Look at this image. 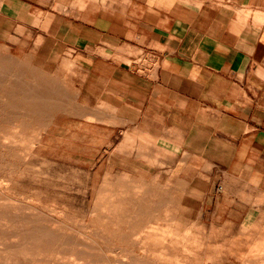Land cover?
Instances as JSON below:
<instances>
[{
    "label": "crops",
    "instance_id": "crops-1",
    "mask_svg": "<svg viewBox=\"0 0 264 264\" xmlns=\"http://www.w3.org/2000/svg\"><path fill=\"white\" fill-rule=\"evenodd\" d=\"M11 24L61 75L48 128L80 157L264 195V0H0Z\"/></svg>",
    "mask_w": 264,
    "mask_h": 264
},
{
    "label": "rangeland",
    "instance_id": "rangeland-1",
    "mask_svg": "<svg viewBox=\"0 0 264 264\" xmlns=\"http://www.w3.org/2000/svg\"><path fill=\"white\" fill-rule=\"evenodd\" d=\"M21 14V20H27L23 22L39 21L38 17ZM29 17L32 19L28 20ZM14 22L16 26L20 20ZM8 28V36L0 39V254L4 253L9 260L6 258V262L2 255L0 264H245V260L246 264L264 263V235L260 237L264 234L263 194L233 190L237 197L227 198L223 191L214 189L219 177L214 176L210 190L205 191V183L195 186L174 181L173 176L159 175L156 167L116 168L109 161L108 152L96 159L80 157L83 153L62 142L60 132L51 135L48 128L60 108L61 75L50 65L47 69L37 65L31 56L32 47L18 45L9 35H21L19 42L23 43L29 31H14L13 24ZM6 247L11 249L5 251Z\"/></svg>",
    "mask_w": 264,
    "mask_h": 264
},
{
    "label": "bare ground",
    "instance_id": "bare-ground-1",
    "mask_svg": "<svg viewBox=\"0 0 264 264\" xmlns=\"http://www.w3.org/2000/svg\"><path fill=\"white\" fill-rule=\"evenodd\" d=\"M3 94H4V93H3ZM8 94H9V93H8ZM9 97H12V96H9ZM3 100H5V99H3ZM13 129H14V128H13ZM17 130H18V128H17ZM15 132H16V131H15ZM34 132H35V131H34ZM34 134H35V133H34ZM10 135H11V134H10ZM9 137H11V136H9ZM9 137H8V138H9ZM29 138H30V137H29ZM29 138H28V139H29ZM11 139H12V138H11ZM14 139H16V137H14ZM3 141H5V140H3ZM11 141H12V140H11ZM16 141H17V139H16ZM22 141H23V140H22ZM22 141H21V142H22ZM25 141H26V140H25ZM28 141H29V140H28ZM21 142H20V143H21ZM3 143H4V142H3ZM3 143H2V144H3ZM7 143H9V142H7ZM20 143H19V141H18V144H20ZM26 143H27V144H31V143H33V142H30V143L26 142ZM16 144H17V142H16ZM16 144H14V145H16ZM9 145H10V143H9ZM35 145H36V144H35ZM10 146H11V145H10ZM26 146H27V145H26ZM32 146H33V144H32ZM8 147H9V146H8ZM2 148H4V147H2ZM13 148H14V147H13ZM31 148H32V147H31ZM33 148H34V147H33ZM6 149H7V148H6ZM2 150H3V149H2ZM27 150H28V149H25V151H27ZM5 151H6V150H5ZM9 152H11V151H9ZM10 154H11V153H10ZM32 154H33V153H32ZM24 155H26V154H24ZM29 155H30V154H29ZM14 157H15V156H14ZM24 157H25V156H24ZM27 157H28V155H27ZM3 158H4V157H3ZM15 158H16V157H15ZM7 159H8V158H7ZM11 161H12V160H11ZM15 161H16V160H15ZM25 162H26V160H25ZM25 162H24V163H25ZM27 163H28V162H27ZM29 163H30V162H29ZM1 164H2V163H1ZM15 164H16V163H15ZM26 165H27V164H26ZM9 166H10V165H9ZM17 169H18V168H17ZM17 174H18V173H17ZM106 178H107V175H106ZM107 180H108V179H107ZM14 183H15V182H14ZM16 183H17V181H16ZM0 187H1V186H0ZM6 189H7V188H6ZM13 190H14V189H13ZM15 191L17 192V190H15ZM123 191H124V190H123ZM10 192H12V191H10ZM13 193H14V192H13ZM123 193H126V191L123 192ZM127 193H128V192H127ZM127 193H126V194H127ZM139 193H140V192H139ZM12 195H13V194H12ZM142 195H143V193H142ZM14 196H15V195H14ZM116 197H118V195H117ZM119 197H120V196H119ZM7 198H8V197H7ZM12 198H13V197H12ZM142 198H143V197H142ZM114 199H115V198H114ZM120 199H121V198H120ZM5 200H7V199L5 198ZM10 200H11V199H10ZM112 200H113V198H112ZM118 200H119V198H118ZM8 201H9V200H8ZM22 202H23V201H22ZM110 202H111V201H110ZM110 202H109V203H110ZM119 202H120V201H119ZM119 202H118V203H119ZM8 203H9V202H8ZM8 203H6V204H8ZM12 203H13V202H12ZM114 203H115V202H114ZM122 203H123V202H122ZM107 204H108V203H107ZM3 205H4V204H3ZM21 205H22V203H21ZM105 205H106V202H105ZM113 205H114V204H113ZM120 205H121V204H120ZM122 205H124V204H122ZM125 205H126V204H125ZM162 205H163V204H162ZM45 206H46V205H45ZM103 206H104V205H103ZM115 206H116V205H115ZM139 206H141V204H139ZM13 207H14V206H13ZM119 207H120V206H119ZM119 207H118V208H119ZM125 207H126V206H125ZM0 208H1V207H0ZM17 208H19V207H17ZM20 208H21V207H20ZM23 209H24V208H23ZM30 209H31V208H30ZM30 209H28V210L30 211ZM108 209H109V208H108ZM108 209H106V211H107ZM111 209H112V208H111ZM114 209H116V208L114 207ZM122 209H123V208H122ZM2 210H3V209H2ZM21 210H22V209H21ZM35 210H36V208H35ZM50 210H51V209H50ZM16 211H17V210H16ZM29 211H28V212H29ZM55 211H57V210H55ZM59 211H60V210H59ZM104 211H105V210H104ZM106 211H105V212H106ZM110 211H111V210H110ZM110 211H109V212H110ZM115 211H117V210H115ZM139 211H140V210H139ZM33 212H34V211H33ZM41 212H42V211H41ZM61 212H62V211H61ZM63 212H64V211H63ZM111 212H114V211H111ZM118 212H119V211H118ZM125 212H126V211H125ZM151 212H152V211H151ZM3 213H4V212H3ZM6 213H7V212H6ZM12 213H13V212H12ZM14 213H17V212H14ZM20 213H21V211H20ZM26 213H27V212H26ZM26 213H25V214H26ZM106 213H107V215L109 214L108 211H107ZM9 214H10V213H9ZM18 214H19V213H18ZM25 214H24V215H25ZM38 214H39V213H38ZM27 215H28V213H27ZM30 215H31V214H30ZM46 215H47V214H46ZM125 215H126V214H125ZM0 216H1V215H0ZM3 216H5V213H4ZM9 216H10V215H9ZM16 216H17V215H16ZM19 216H23V215L20 214ZM31 216H32V215H31ZM49 216H50V215H49ZM120 216H121V215H120ZM32 217L34 218V216H32ZM117 217H118V216H117ZM4 218H5V217H4ZM19 218H20V217H19ZM25 218L27 219V217H25ZM121 218H122V216H121ZM0 219H1V218H0ZM20 219H21V218H20ZM20 219H19V221H22V220H20ZM22 219H23V218H22ZM26 219H24V220H26ZM36 219H37V218H36ZM39 219H41V218L39 217ZM39 219H38V220H39ZM43 219H44V218H43ZM51 219H52V218H51ZM2 220H3V219H2ZM17 220H18V219H17ZM27 220H28V219H27ZM48 220H49V219H48ZM115 220H116V219H115ZM121 220H122V219H121ZM159 220H160V219H159ZM9 221H10V220H9ZM13 221H14V220H13ZM15 221H16V220H15ZM29 221H33V220H29ZM29 221H28V222H29ZM54 221H55V220H54ZM58 221H59V220H58ZM119 221H120V220H119ZM123 221H125V220H123ZM2 222H3V221H2ZM4 222H5V221H4ZM24 222H25V221H24ZM38 222H39V221H38ZM61 222H62V221H61ZM7 223H8V222H7ZM7 223H6V225H7ZM9 223H10V222H9ZM11 224H12V223H11ZM40 224H41V223H40ZM67 224H68V223H67ZM42 225H43V224H42ZM61 225H62V224H61ZM69 225H70V224H69ZM14 226H15V225H14ZM71 226H72V225H71ZM142 226H143V225H142ZM151 226H152V225H151ZM156 226H157V225H156ZM156 226H154V227H152V228L154 229ZM168 226L170 227V225H167L166 228L169 230V227H168ZM249 226H250V225H249ZM18 227H19V226H18ZM21 227H22V225H21ZM26 227H27V226H26ZM147 227H148V226H147ZM159 227H160V226H159ZM5 228H6V227H5ZM11 228H12V227H11ZM27 228H28V227H27ZM31 228H32V227H31ZM35 228H36V227H35ZM38 228H39V227H38ZM73 228H75V227H73ZM161 228H162V227H161ZM13 229H16V228H13ZM32 229H33V228H32ZM39 229H40V228H39ZM42 229H43V228H42ZM70 229H71V228H70ZM158 229H160V228H158ZM256 229H257V228H256ZM27 230H28V229H27ZM30 230H31V229H30ZM33 230H35V229H33ZM33 230H32V231H33ZM75 230H76V229H75ZM149 230H151V229L149 228ZM149 230H148V232H149ZM164 230H165V229H164ZM176 230H177V229L175 228V231H176ZM0 231H1V230H0ZM4 231H5V230H4ZM8 231H9V230H8ZM35 231H36V230H35ZM35 231H34V232H35ZM37 231H38V229H37ZM39 231H40V230H39ZM151 231H154V230H151ZM155 231H157V230L155 229ZM175 231L173 230V233H174ZM18 232H20V231H18ZM18 232H17V233H18ZM162 232H163V231H162ZM257 232H258V231H257ZM2 233H5V232H1V234H2ZM6 233H7V232H6ZM6 233H5V234H6ZM11 233H12V232H11ZM24 233H25V232H24ZM27 233H28V232H27ZM42 233H43V232H42ZM47 233H48V232H47ZM49 233H50V232H49ZM72 233H73V232H72ZM103 233H104V231H103ZM105 233H106V232H105ZM150 233H151V232H150ZM168 233H170V232H168ZM168 233H167V234H168ZM173 233H171V235H172ZM9 234H10V233H9ZM9 234L7 233L8 236H9ZM28 234H29V233H28ZM40 234H41V232H39V235H40ZM108 234H109V233H108ZM111 234H112V233H111ZM111 234H110V235H111ZM147 234H148V233H147ZM155 234H156V233H155ZM164 234L166 235V233H164ZM174 234H175V233H174ZM258 234H259V232H258ZM13 235H14V234H13ZM15 235H16V234H15ZM36 235H37V234H36ZM51 235H52V234H51ZM53 235H54V234H53ZM67 235H68V234H66V236H67ZM80 235H81V234H80ZM149 235H150V234H149ZM183 235H184V234H183ZM202 235H203V234H202ZM263 235H264V234L260 235V237L263 236ZM0 236H1V235H0ZM5 236H6V235H5ZM8 236H7V237H8ZM24 236H25V235H24ZM33 236H34V235H33ZM77 236H78V235H77ZM81 236H82V235H81ZM145 236H146V234H145ZM153 236H154V235H153ZM153 236H151V237H153ZM157 236H158V235H157ZM160 236H161V235H159V237H160ZM172 236H173V235H172ZM176 236H177V234H176ZM180 236H181V235H180ZM180 236H179V237H180ZM1 237H2V236H1ZM7 237H6V238H7ZM39 237H40V236H39ZM44 237L47 238V236H44ZM54 237H55V236H54ZM61 237H62V236H61ZM61 237H60V238H61ZM74 237H75V236H74ZM121 237L124 238V235L121 236ZM154 237H155V236H154ZM174 237H175V236H174ZM179 237H178V238H179ZM183 237H184V236H183ZM4 238H5V237H4ZM10 238H12L11 235H10ZM24 238H25V237H24ZM65 238H66V237H65ZM108 238H109V237H108ZM110 238H111V237H110ZM160 238H161V237H160ZM160 238H159V239H160ZM162 238H164V237L162 236ZM162 238H161V239H162ZM166 238H167V236H166ZM166 238H165V239H166ZM170 238H171V237H170ZM176 238H177V237H176ZM176 238H175V240H176ZM184 238H185V237H184ZM254 238H257V240H258V237H254ZM254 238H253V240H254ZM29 239H30V238H29ZM41 239H42V238H41ZM76 239H79V238H76ZM145 239L148 240V238H145ZM159 239H158V240H159ZM165 239H163V240H165ZM168 239H169V238H168ZM262 239H263V238H262ZM10 240H11V239H10ZM10 240H9V241H10ZM12 240H14V239L12 238ZM12 240H11V241H12ZM30 240H31V239H30ZM47 240L49 241V239H47ZM54 240H55V239H54ZM54 240H53V241H54ZM65 240H66V239H65ZM83 240H84V239H83ZM156 240H157V239H156ZM175 240H174V241H175ZM177 240H178V239H177ZM180 240H184V239H183V238L181 239V237H180ZM194 240H195V239H194ZM248 240H249V239H248ZM253 240H250V241H253ZM263 240H264V239H263ZM0 241H1V240H0ZM3 241H4V239L2 240V242H3ZM15 241H16V240H15ZM24 241H26V240H24ZM66 241H68V243H69L70 240H66ZM66 241L63 240V241H62L63 244H65L64 242H66ZM108 241H109V240H108ZM143 241H144V242H148V241H145V240H143ZM149 241L151 242L150 239H149ZM159 241H160V240H159ZM168 241H169V240H168ZM187 241H188V239H187ZM187 241H186V243H188ZM250 241L248 242L249 245H250ZM6 242H7V241H6ZM16 242H17V241H16ZM19 242H21V241H19ZM59 242H60V241H59ZM59 242H58L57 244H59ZM79 242L81 243V241H79ZM153 242H154V240L152 241V244H153ZM161 242H162V241H161ZM172 242H173V239H172ZM191 242H192V241H191ZM191 242H190V244H191ZM201 242H202V241H201ZM255 242H256V241H255ZM13 243H14V241H13ZM17 243H18V242H17ZM25 243H26V242H25ZM30 243H31V242H30ZM71 243H72V242H71ZM75 243H76V242H75ZM75 243H74V244H75ZM136 243H138V242H136ZM142 243H143V242H142ZM148 243H149V242H148ZM148 243H147V244H148ZM169 243H170V242H169ZM173 243H174V242H173ZM177 243L179 244L180 242L177 241ZM9 244H10V243H8V245H9ZM11 244H12V242H11ZM20 244H21V243H20ZM23 244H24V243H23ZM77 244H78V243H77ZM144 244H145V243H144ZM192 244H194V241L192 242ZM196 244H197V243H196ZM196 244H195V245H196ZM8 245H6V246H8ZM14 245H16V243H15ZM66 245H67V244H66ZM83 245H84V244H83ZM133 245H135V244H133ZM154 245H156V244H154ZM157 245H158V244H157ZM161 245H163V243H161ZM165 245H167V244H165ZM165 245H164V246H165ZM170 245H171V243H170ZM172 245H173V244H172ZM249 245H247V246H249ZM10 246H11V245H10ZM17 246H18V245H17ZM17 246H16V247H17ZM63 246H65V245H62V247H63ZM152 246H153V245H152ZM168 246H169V245H168ZM18 247H19V246H18ZM66 247H67V246H66ZM77 247H78V246H77ZM100 247H101V246H100ZM145 247H146V246H145ZM150 247H151V246H150ZM154 247H155V246H154ZM250 247H251V246H250ZM12 248H15V247H12ZM22 248H23V247H22ZM24 248H26V247L24 246ZM60 248H61V247H60ZM73 248H74V247H72V249H73ZM78 248H79V247H78ZM125 248H126V247H125ZM143 248H144V247H143ZM156 248L159 249V247H156ZM163 248H164V247H163ZM165 248H167V246H166ZM165 248H164V249H165ZM170 248H171V247H170ZM173 248H174V247H173ZM178 248H179V247H178ZM178 248H177V249H178ZM1 249H2V248H1ZM10 249H11V248L7 249V247H6V249H4V250H5V251H6V250L9 251ZM15 249H16V248H15ZM18 249H19V248H18ZM18 249H17V250H18ZM26 249H27V248H26ZM26 249H25V251H26ZM61 249H62V248H61ZM66 249H67V248H66ZM69 249H70V248H69ZM145 249H146V248H145ZM164 249H163V250H164ZM21 250H22V249L20 248V252H21ZM28 250H29V249H28ZM64 250H65V249H64ZM67 250H68V249H67ZM75 250H77V249H75ZM102 250H103V249H102ZM150 250H151V249H150ZM160 250H161V249H160ZM163 250H162V251H163ZM8 251L5 252V255L8 254ZM42 251H43V250H42ZM57 251H60V250H57ZM62 251H63V249H62ZM78 251H79V250H78ZM103 251H104V250H103ZM110 251H111V250H110ZM142 251H143V249H142ZM158 251H159V250H158ZM2 252H3V251H2ZM22 252H23V251H22ZM22 252H21V253H22ZM28 252H29L28 254L30 255V251H28ZM36 252H37V251H36ZM73 252H74V251H73ZM73 252H72V253H73ZM76 252H77V251H76ZM152 252H153V251H152ZM165 252H166V251H165ZM187 252H188V251H187ZM10 253H11V252H10ZM23 253H24V252H23ZM23 253H22V254H23ZM34 253H35V252H33V254H34ZM58 253H59V252H58ZM58 253H57V254H58ZM85 253H86V252H85ZM160 253H161V252H159V254H160ZM188 253H189V252H188ZM3 254H4V253H3ZM3 254H0V257H1ZM17 254H20V253H19V250H18V253H17ZM25 254H26V253H25ZM41 254H42V253H41ZM64 254H65V253H64ZM69 254H70V253H69ZM127 254H128V253H127ZM127 254H126V255H127ZM132 254H133V253H132ZM152 254H153V253H152ZM157 254H158V253H157ZM159 254H158V255H159ZM162 254H163V253H162ZM174 254H175V253H174ZM179 254H180V252H179ZM179 254H178V255H179ZM240 254H241V253H240ZM262 254H263V253H262ZM9 255H11V254H9ZM12 255H14V254L12 253ZM55 255H56V254H55ZM60 255H61V254H60ZM67 255H68V254H67ZM128 255H129V254H128ZM137 255H138V254H137ZM154 255H155V253H154ZM160 255H161V254H160ZM164 255H165V254H164ZM170 255H171V254H170ZM37 256H38V255H37ZM37 256H36V257H37ZM69 256H70V255H69ZM71 256H72V255H71ZM79 256H80V255H79ZM101 256H103V254H102ZM129 256H130V255H129ZM132 256H133V255H132ZM141 256H142V255H141ZM155 256H157V255H155ZM168 256H169V254H168ZM23 257H25V256H23ZM30 257H32V256L30 255ZM30 257H28V258H30ZM59 257H60V256H59ZM76 257H77V256H76ZM103 257H104V256H103ZM124 257H125V256H124ZM124 257H123V258H124ZM159 257H163V256H159ZM159 257H158V258H159ZM165 257H166V256H165ZM178 257H180V256H178ZM195 257H196V256H195ZM3 258H4V255H3ZM6 258H7V257H5L4 259H6ZM37 258H38V257H37ZM60 258H62V256H61ZM125 258H126V257H125ZM128 258H129V257H128ZM131 258H132V257H131ZM144 258H145V257H144ZM173 258H174V257H173ZM176 258H177V256H176ZM208 258H209V257H208ZM244 258H245V257H244ZM7 259H8V258H7ZM7 259H6V262L9 260V259H8V260H7ZM11 259H12V258H11ZM22 259H23V258H22ZM71 259H72V258H71ZM77 259H78V258H77ZM81 259H82V258H81ZM81 259H79V260H81ZM97 259H98V258H97ZM112 259H113V258H112ZM117 259H118V258H117ZM117 259H116V261L119 260V259H118V260H117ZM126 259H127V258H126ZM132 259H133V258H132ZM171 259H172V258H171ZM187 259H188V258H187ZM248 259H249V258H248ZM255 259H256V258H255ZM260 259H261V258H260ZM1 260H2V259H1ZM1 260H0V262H1ZM16 260H17V259H16ZM23 260H24V259H23ZM40 260H41V259H40ZM58 260H59V259H58ZM83 260H84V259H83ZM114 260H115V259H114ZM122 260H123V259H122ZM188 260H189V259H188ZM258 260H259V259H258ZM262 260H263V259H262ZM13 261H14V260H13ZM37 261H38V260H37ZM45 261H47V260H45ZM76 261H77V260H76ZM92 261H93V260H92ZM111 261H112V260H111ZM124 261H125V260H124ZM133 261H134V260H133ZM133 261H129V262H133ZM166 261H167V260H166ZM168 261H170V259H169ZM181 261H182V260H181ZM245 261L247 262V260H245ZM254 261H255V260H254ZM259 261H260V260H259ZM263 261H264V260H263ZM16 262H17V261H16ZM30 262H31V261H30ZM88 262H89V261H88ZM136 262H138V261H136ZM184 262H186V261L184 260ZM187 262H188V261H187ZM246 262H245V264H246ZM261 262H262V261H260L259 264H260ZM42 263H43V262H42ZM139 263H140V262H139ZM139 263H138V264H139ZM171 263H173V262L171 261ZM251 263H253V262H251ZM15 264H16V263H15ZM23 264H24V263H23ZM38 264H39V263H38ZM40 264H41V263H40ZM44 264H45V263H44ZM48 264H49V262H48ZM53 264H54V262H53ZM70 264H71V263H70ZM79 264H82V263L80 262ZM94 264H95V263H94ZM103 264H104V263H103ZM128 264H130V263H128ZM133 264H134V262H133ZM174 264H175V263H174ZM177 264H178V263H177ZM255 264H256V263H255ZM261 264H262V263H261ZM263 264H264V263H263Z\"/></svg>",
    "mask_w": 264,
    "mask_h": 264
},
{
    "label": "built area",
    "instance_id": "built-area-1",
    "mask_svg": "<svg viewBox=\"0 0 264 264\" xmlns=\"http://www.w3.org/2000/svg\"><path fill=\"white\" fill-rule=\"evenodd\" d=\"M140 64V61L138 60H136L135 62H134V65H135V67H137V65H139ZM149 70V68L148 67H142V68H139V71L140 72H142V73H146L147 71Z\"/></svg>",
    "mask_w": 264,
    "mask_h": 264
}]
</instances>
